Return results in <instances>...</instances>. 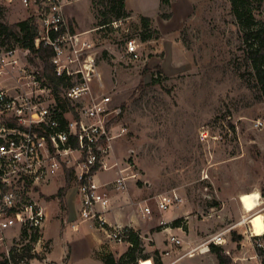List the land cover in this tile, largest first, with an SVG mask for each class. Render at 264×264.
Here are the masks:
<instances>
[{
	"label": "rangeland",
	"instance_id": "1",
	"mask_svg": "<svg viewBox=\"0 0 264 264\" xmlns=\"http://www.w3.org/2000/svg\"><path fill=\"white\" fill-rule=\"evenodd\" d=\"M133 2L148 6L154 14L160 4V0ZM111 3L75 0L69 7L77 8L85 17L92 18L93 12L100 25L98 13ZM257 5L254 2L253 15L258 25H264V0L258 10ZM2 9L8 25L29 18L19 5ZM128 13V17L117 20L115 11L110 12L112 22L92 33L96 64L106 66L113 84L112 90H106L103 79L104 87L99 89L95 82L93 89L97 95L112 98L111 108L121 110L114 124L127 129L115 143L109 165L118 163L119 169L130 166L125 174L134 173L136 178L128 181L127 191L131 185L154 211L159 195L179 193L183 198L179 209L172 208L163 216L171 218L182 209L194 222L192 232L199 228L209 232L207 237L215 235L244 216L245 225L236 235L241 230L249 233V228L254 235L257 229H264V100L245 58L243 28L230 1L170 0L169 5H161L150 28L141 21L144 16ZM162 15L171 17L164 19ZM148 34L152 39L143 42L142 37ZM129 39L139 45L140 58L135 62L126 56ZM38 63L37 69L43 74L42 63ZM260 121L263 125L257 127ZM67 174L65 171L57 178L62 189L77 188L73 181L67 184ZM61 183L43 187V193H55ZM242 192L254 195V211L246 212L242 202L233 199ZM76 196L79 198L77 191ZM156 214L159 218L162 215ZM185 220L183 217L185 234L180 236L189 242ZM49 222L52 229L49 236L44 235L42 253L57 263L106 264L109 257L100 243L120 249L119 243L90 229V222L80 225L79 232L67 226L63 233L59 219L51 216ZM171 226L151 228L145 238L141 237L137 264H192L191 259L219 264L212 251L191 259L185 256L180 262L178 258L191 249L185 245L174 247L167 256L168 233H176L164 228ZM0 236L6 235L0 231ZM97 236L102 242H97ZM226 237L227 244L220 247L230 251L233 264L237 257L244 258L238 264H258L249 254L241 253L240 244H232L233 233Z\"/></svg>",
	"mask_w": 264,
	"mask_h": 264
},
{
	"label": "built area",
	"instance_id": "2",
	"mask_svg": "<svg viewBox=\"0 0 264 264\" xmlns=\"http://www.w3.org/2000/svg\"><path fill=\"white\" fill-rule=\"evenodd\" d=\"M73 1L0 0L1 7L19 5L29 18H35V50L42 47L50 51V70L66 83L55 91L46 71L42 74L31 61L35 55L28 49H0V230L17 228L13 238L0 237V264H58L42 253L47 216L43 187L65 171L71 172L77 185L80 220L97 225L110 240L129 244L131 228L111 225L106 219L110 210L108 184L98 179L102 171H115L117 176L110 185L126 192L128 181L136 178L134 173L125 174L130 166L119 169L118 163L109 165L115 143L127 129L114 124L121 110L111 108L112 98L97 95L93 89L95 82L99 89L104 87L103 77L96 64L94 43L70 30L65 9ZM126 56L140 58L135 39L126 42ZM66 103L71 108L61 106ZM262 125L257 123V127ZM155 203L163 213L180 207L183 198L173 191L159 195ZM140 212L146 219L154 211L146 203ZM160 226L168 227V223L161 220ZM228 232L209 237L178 260L209 253L211 245L227 244ZM248 235L254 247L253 259L264 264V234L253 235L249 228ZM183 245L182 239L168 234L165 254L170 256L174 247Z\"/></svg>",
	"mask_w": 264,
	"mask_h": 264
},
{
	"label": "crops",
	"instance_id": "3",
	"mask_svg": "<svg viewBox=\"0 0 264 264\" xmlns=\"http://www.w3.org/2000/svg\"><path fill=\"white\" fill-rule=\"evenodd\" d=\"M161 5H162V2L160 0V4H159V6L156 7V10H155L156 13L154 14V13H150L151 9L148 6H146V5L141 6L138 4L136 5V4H134L133 0H126V9L128 11L132 12L133 15L139 14V15H142L144 17L150 18L152 20H155L157 18V15L160 12ZM69 6L70 5H68L65 9V17L68 21L70 30L74 33L83 34V36L86 39L93 42L94 37L92 36V33L95 32L96 30H98L99 28L106 27L107 25L100 26L99 24H97V18L93 12H92V18L85 17L77 10V8H75L73 6L72 7H69ZM153 12H154V10H153ZM129 59L133 61V59H131V58H129ZM135 61H137V60H134V62ZM97 67H98V70L102 73V76H103V79L105 82V88H107L106 90H112L113 84H112V80L110 78L109 70L106 68V66L104 64H100ZM68 175L69 174H67V178H68ZM59 176L60 175H58V177ZM116 176L117 175H116L115 171H102L99 173V176H98V179L102 184H104V183L108 184L106 187V191L110 197V210L106 214V219H107L109 224H111V225H117L118 224L121 226L130 227L131 229H133V231H135L136 233H139L140 237L145 238V235L147 233L148 234L150 233L149 229L160 226V221L163 220L166 223H168L169 225L171 224L172 228L174 227L173 229L169 228L168 230L169 231L174 230V232L176 233V234H173V233L169 232L168 234L176 235L177 237L182 239V241L184 242V245L186 246L187 249H189V248L192 249V248L200 245L204 241H206L209 237L213 236V235H210L207 237V233H209V232L207 231V232L203 233L202 231H199V228L197 229V231L192 232L191 225L194 222H192V220H190V218L186 216L185 212L182 209H180L179 212L174 213L171 218H166L163 216V213L159 212L157 210V208H155L156 213L162 214L160 216V218L157 216V214L153 210L154 212H153L152 216L147 217L146 219H143L142 213L140 212V207H144L147 202H144L143 200L139 199V191H135L131 185L129 186V189L126 192L118 191L112 185H110L111 182L116 178ZM58 177H56L55 180L52 181L50 184L45 185L44 188L51 186V184L54 185L56 183H61L60 181H58V179H57ZM71 181H73L75 183L72 174H71ZM62 188H63V185L61 183V184H58L55 193H53L51 195H47L46 193H43L44 199H43L42 203L46 209V215H47L46 219L48 217V219L44 223L43 235H45V236L46 235L49 236L50 231L52 229V227H51L52 225L49 222V219L51 218V216H53V218H55V219H59L60 222H62V227H61L62 233L65 231V228L67 226H71L73 231L79 232L80 225L86 223V222L81 221L80 216H79V212H80V208H81V202H80V197L78 198L76 196V191H77V195L79 196L78 189L75 187L69 188L68 190L65 191V194L63 195V197L59 198L57 196V193H59V191ZM70 192H71V194H70ZM242 193H238L233 199L236 200L237 202L239 201L241 203L240 197H241V195L245 194V193H243V194ZM236 197H238V198H236ZM53 203L56 204V207L52 206ZM62 203L64 204V207H62ZM241 206H242V203H241ZM234 207H235V209L237 208L235 205H234ZM183 217H185V219H186L185 224L188 227V229H187L189 231L188 233H190L189 234V242H186V240H184V238L182 236H180L181 234H185L183 232V229L185 226L183 224V221H182ZM241 219L243 221L240 220V218L237 220L238 222H236V223H238V224H236V223L231 224L230 226L223 229V231H227V230L230 231L226 234V236L230 233H235L238 228L245 225L244 216ZM143 220H146V222H144ZM157 221H159L158 224H157ZM173 222H175L174 225H173ZM219 225H220V223H219ZM225 226H226V224L220 225V227H225ZM88 227L92 230H97V232L99 234L103 233V235L106 236V234L103 231H101L97 227V225H94L93 223L90 222V225ZM194 228H196V226ZM86 231L88 232V229H86ZM1 234H4V235H6L5 237H7L8 239H11L17 234V228H13V229L5 231V232L1 231ZM237 234H239L240 236H243V237L241 238V240L239 242H236V240L232 241V244L233 245L240 244L241 245V253L249 254V258L253 259L255 252H254L252 240L250 239V237L248 235L249 233L247 232V230H241ZM106 238H107V236H106ZM43 239H45V238H43ZM101 240H102V238L97 236V242L100 243V242H102ZM226 240H228L227 237H226ZM50 243L51 242H49V244ZM119 246L120 247H118V248H120V249L117 251V249H114L113 246H107V245H104L103 243H100V247L105 250L104 255L107 254L109 258H110V256H112L114 258V260H116V261L119 260V258H121V256L129 250L130 243L126 244V246L119 244ZM229 252H228V250L226 251L227 254ZM47 254L45 255L46 257H47ZM228 255H230V253ZM184 259H185V257L182 258L180 260V262L183 261ZM189 259H191V258L189 257ZM191 260L194 261V262H192V264H203L202 262H200L196 259H191ZM51 261H54V260H51ZM237 262H244V258L237 257L235 259V264H238ZM176 263H178V262H176ZM58 264H63V263H58Z\"/></svg>",
	"mask_w": 264,
	"mask_h": 264
},
{
	"label": "trees",
	"instance_id": "4",
	"mask_svg": "<svg viewBox=\"0 0 264 264\" xmlns=\"http://www.w3.org/2000/svg\"><path fill=\"white\" fill-rule=\"evenodd\" d=\"M232 9L236 15L237 20L240 22L243 28V39L247 48L245 49V58L250 62L251 67L254 71L255 86L261 93L264 100V25H258L253 15V4L258 3L256 9L258 10L262 5V0H229ZM111 6L106 11L99 12L98 14L102 18L100 20V26L109 25L112 20L109 19L108 14L115 11L117 20H122L129 16L126 11V0H111ZM162 5H169L170 0H161ZM164 19H168L171 15H162ZM141 21L147 28L151 27V19L147 17H141ZM38 33V25L35 18H28L26 20L17 22L13 25H8L4 22L3 9L0 6V44L1 47L11 48L18 44L24 49H28L30 53L35 56L31 58L32 62L40 67L39 61L42 63L46 75L50 80L51 84L54 85L55 91L58 90L60 85H66L62 79H58L50 70L49 65L50 51L44 48H40L38 51L35 50V38ZM152 39L150 34L142 37L143 42H147ZM157 82V81H155ZM64 108L68 106L71 108L70 103L62 104ZM67 184L70 186L71 172H68ZM59 191V198H62L65 194V190ZM61 192V193H60ZM62 207L64 204L62 203ZM175 222H173L174 225ZM240 241L241 236L233 233V241ZM128 242L130 243L129 250L125 255L121 256L119 260H114L112 256L106 260V264H137L136 253L142 243L139 233L130 229V236ZM211 251L217 255L219 264H233V259L230 255L226 254L225 250L217 245H211Z\"/></svg>",
	"mask_w": 264,
	"mask_h": 264
},
{
	"label": "bare ground",
	"instance_id": "5",
	"mask_svg": "<svg viewBox=\"0 0 264 264\" xmlns=\"http://www.w3.org/2000/svg\"><path fill=\"white\" fill-rule=\"evenodd\" d=\"M240 200L243 204L245 211L248 213L254 211L257 207V204H256L257 201L255 200L254 195L243 194L241 195ZM263 234H264V229L261 228V229H257L254 235L261 236Z\"/></svg>",
	"mask_w": 264,
	"mask_h": 264
}]
</instances>
